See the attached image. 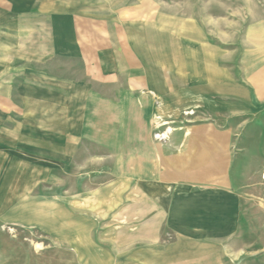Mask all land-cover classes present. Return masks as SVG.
Masks as SVG:
<instances>
[{
    "label": "crops",
    "instance_id": "1",
    "mask_svg": "<svg viewBox=\"0 0 264 264\" xmlns=\"http://www.w3.org/2000/svg\"><path fill=\"white\" fill-rule=\"evenodd\" d=\"M202 33L198 16L151 0H0V100L8 57L24 58L15 73L38 124L21 144L51 169L6 182L1 218L22 197L15 222L69 247L76 264H225L239 207L231 129L200 114L230 117L248 97L204 71L215 66ZM47 177L51 195L27 192Z\"/></svg>",
    "mask_w": 264,
    "mask_h": 264
},
{
    "label": "rangeland",
    "instance_id": "2",
    "mask_svg": "<svg viewBox=\"0 0 264 264\" xmlns=\"http://www.w3.org/2000/svg\"><path fill=\"white\" fill-rule=\"evenodd\" d=\"M151 1L168 13L186 18L198 16L215 66L204 71L211 73L217 82L224 81L232 91L248 97L242 107L235 108L232 101L230 117L210 119L200 114V119L201 122L214 120V124L231 129L228 172L239 207L236 228L224 245L225 264H264V0ZM10 6L7 5L9 9ZM13 18L10 11L7 19ZM7 60L9 74L3 79L7 82L5 95L9 99L0 100V193L5 192L2 189L6 182L8 188L16 183L17 175L24 174L21 170L29 177L35 173L39 177L46 173L51 176L49 166L33 162L28 155L32 150L21 144L22 136L31 135L25 132L38 124L37 117H29L27 112L35 102L21 99L27 81L22 72L15 73L22 70L25 59L8 57ZM191 114L187 112V117ZM168 123L172 129V122ZM172 134L173 129L167 142ZM1 170H6V174H1ZM48 177L34 186L31 179L27 192H35L33 187H36L37 192L51 195ZM22 202V197L12 198L8 217L0 216V264H76L69 247L53 243L39 230L15 222L17 207Z\"/></svg>",
    "mask_w": 264,
    "mask_h": 264
},
{
    "label": "built area",
    "instance_id": "3",
    "mask_svg": "<svg viewBox=\"0 0 264 264\" xmlns=\"http://www.w3.org/2000/svg\"><path fill=\"white\" fill-rule=\"evenodd\" d=\"M163 130H160V129ZM172 133V129L169 127L168 122H163L157 126L156 131L153 133V140L158 144H164L169 139V136Z\"/></svg>",
    "mask_w": 264,
    "mask_h": 264
}]
</instances>
